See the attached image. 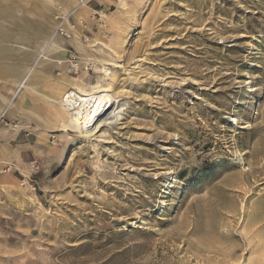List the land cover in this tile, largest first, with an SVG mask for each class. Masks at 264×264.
<instances>
[{
	"label": "rangeland",
	"instance_id": "rangeland-1",
	"mask_svg": "<svg viewBox=\"0 0 264 264\" xmlns=\"http://www.w3.org/2000/svg\"><path fill=\"white\" fill-rule=\"evenodd\" d=\"M72 1L65 71L114 105L0 115V264H264V0Z\"/></svg>",
	"mask_w": 264,
	"mask_h": 264
},
{
	"label": "crops",
	"instance_id": "crops-1",
	"mask_svg": "<svg viewBox=\"0 0 264 264\" xmlns=\"http://www.w3.org/2000/svg\"><path fill=\"white\" fill-rule=\"evenodd\" d=\"M1 1L7 3L4 7H0V61L5 63H0V97L3 100L2 103H0V114L5 112V114L9 113L12 116H21L22 112H20L18 108L22 110L25 108L29 111L41 109L44 113H47L48 109L46 103L37 95L29 91L27 94V91L24 89H20L19 91L23 93L18 95L19 92L16 90L18 84L26 78L25 75L29 72L34 81L45 88L58 82L62 75L66 74L68 76L65 71L66 65H64V61L66 60V51L63 49L64 40L60 36L54 34L56 23L54 19L49 18V21L44 11L50 13L60 6L63 10H67L72 6L73 1L0 0V2ZM85 12L86 10L81 13ZM27 15L32 19L26 18ZM68 43L73 47L79 46L75 40H68ZM43 49H45L43 54L45 58L43 60L48 62L44 66L50 67L51 69L60 67V70H62V73H59L57 77H52L50 72L36 71L35 66H38L39 62H41L39 60L40 55L38 51H42ZM32 61H34L33 66L29 67L28 65ZM15 111H17L18 114L14 113Z\"/></svg>",
	"mask_w": 264,
	"mask_h": 264
},
{
	"label": "bare ground",
	"instance_id": "bare-ground-1",
	"mask_svg": "<svg viewBox=\"0 0 264 264\" xmlns=\"http://www.w3.org/2000/svg\"><path fill=\"white\" fill-rule=\"evenodd\" d=\"M83 6L84 4L80 7L81 11L86 10L85 7ZM26 75H25L26 78H24V80L18 84V88L16 90L19 92L18 95L23 93L19 91L20 89L26 90L27 94L29 91L30 93L32 92L33 94L37 95L40 99H42L46 103L47 109H48L47 111L53 117L54 121L61 128H64L67 130L69 129V131L74 130L84 136H88L89 134L92 133V131L95 128H97V126H99L101 122H103L102 118L110 114L108 112L114 105L113 95H115V92L110 93V90H109L110 88L101 84L100 82H97L94 85H87L83 83L82 80L73 79L70 76H67L66 74H64L61 76L58 82L53 83L45 88L44 86H41L39 83H36L34 81L30 72ZM69 93H71V95H73L75 98H77L78 100L82 102L81 107H79V109L77 108V110H74L73 112H71V109H67L63 105V97L64 95L69 94ZM115 110L118 112L117 109ZM11 129L13 128L11 127Z\"/></svg>",
	"mask_w": 264,
	"mask_h": 264
},
{
	"label": "built area",
	"instance_id": "built-area-1",
	"mask_svg": "<svg viewBox=\"0 0 264 264\" xmlns=\"http://www.w3.org/2000/svg\"><path fill=\"white\" fill-rule=\"evenodd\" d=\"M63 105L67 109H71V112H73L74 110H77V108L79 109V107H81L82 102L78 100L77 98H75L73 95H71V93H69V94L64 95Z\"/></svg>",
	"mask_w": 264,
	"mask_h": 264
}]
</instances>
